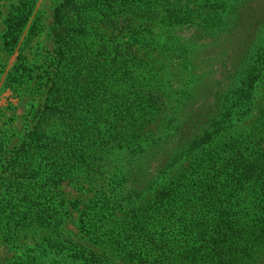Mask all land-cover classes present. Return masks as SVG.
I'll return each mask as SVG.
<instances>
[{
	"label": "trees",
	"instance_id": "trees-1",
	"mask_svg": "<svg viewBox=\"0 0 264 264\" xmlns=\"http://www.w3.org/2000/svg\"><path fill=\"white\" fill-rule=\"evenodd\" d=\"M36 1L9 2L2 35L6 50L17 43ZM226 1L61 0L54 8L53 48L37 66L39 73H29L38 79L34 86L40 95L33 124L0 164V235L13 209L23 213L12 205L9 194L23 195L25 214L14 220L19 223L14 226L29 220L33 232L51 231L67 209L61 191L65 181L82 167L97 174L101 171L95 168L111 165L116 173L108 179L111 196L102 195L80 220L93 251L69 249L59 236L49 233L29 254L6 264H117V258L134 264L264 261V129L240 140L231 125L235 111L245 106L252 92V77L261 76L264 67V20L258 21L264 18V5L234 0L243 3L244 12L232 18ZM122 6L131 16L127 18L131 26L132 17L138 15L140 21L138 29H129L128 38L143 32L162 56L181 58L178 69L194 84L179 96L182 105L191 95L205 102V96L212 98L205 107L188 110L190 118H201L190 135L177 133L181 126L171 122L162 138L149 143L140 138L134 109L156 116L158 97L147 87V76L138 74L142 82L132 75L124 77L128 69V74L139 69L143 58L131 45H119L123 29L114 24ZM90 14L98 17L95 27L90 25ZM99 26L110 33L90 31ZM188 29L194 31L192 37L179 33ZM222 29L224 40L217 43L227 52L223 60L235 66L230 73L232 84L213 94L208 92L209 80L204 85L206 76L197 73L208 60L196 39H216ZM207 124L210 127L203 131ZM171 134L176 139L166 141ZM210 136L218 138L216 145L200 148ZM107 153L119 159L111 163ZM121 158L126 165L122 166ZM180 159L187 162L185 173L173 177L172 187H158L166 168ZM147 193L152 194L148 204L137 208L142 213L124 218L121 241H128L131 248L124 249L116 240L113 246L109 230L100 229L106 226L105 215L116 216L117 202L129 206Z\"/></svg>",
	"mask_w": 264,
	"mask_h": 264
},
{
	"label": "rangeland",
	"instance_id": "rangeland-1",
	"mask_svg": "<svg viewBox=\"0 0 264 264\" xmlns=\"http://www.w3.org/2000/svg\"><path fill=\"white\" fill-rule=\"evenodd\" d=\"M10 1L11 0H0V164L8 159L10 148L20 142L22 133L25 130L27 131L33 124V110L39 103L40 95L39 90L34 86V82L38 79L33 80L29 77V73L30 71H32V75H37L39 73L36 69L37 66L43 62L47 52L53 48L50 26L52 23L53 10L61 0H37L27 24L19 35L17 43L12 49L6 50L3 47L2 35L5 31L4 20ZM226 3H228L226 6L231 10L232 18L240 12H244L242 2H240L242 4L238 5L234 0H227L224 4ZM256 4L264 5V0H252L251 5L255 6ZM210 7L212 8L211 10L214 9L212 5H210ZM119 15L117 19L118 23L114 24L123 29V34L118 37L120 38L119 45L121 47L131 45V48L138 51L143 58L142 66L139 69H133L131 74H128V69L124 77L132 75V77H136V79L142 82L138 74L147 76L149 78L147 87L154 89V95L158 97V104H155L158 110L156 116H153V114L150 115L148 112L141 115L139 109H134L135 113H138L135 115V120L140 129V138H146V140L143 139V143L149 140L156 141L162 138L165 129L169 127V123L171 125V122L173 126H181V130L177 131V133L182 131L184 134L190 135L197 129L201 118L198 116L190 118L188 110L191 109V107L195 108L197 106L203 108L207 104H210L212 98L209 95L205 96L207 100V102H205L203 99L191 95L183 106L179 96L182 95L183 90L188 89L189 91L191 90V86L194 88V84H192L190 80L189 83L187 82L188 77L183 70L179 71L178 68L181 63V58L178 55L166 58L162 56L157 52L155 44L143 38V32L138 38H128L130 35L129 29L136 30L139 28L138 25H140V21L138 15L132 17V26L127 20V18L131 16L127 13L125 7L122 6ZM89 19L92 27L98 25V17L95 14H90ZM197 20V18L194 19V21ZM263 20L264 18L258 21L263 22ZM90 31L92 33H104L106 35L110 33V30L106 31L103 26L90 28ZM223 31L224 29L221 30V36L216 39H209L201 36H198L196 39V42L202 45L201 50L205 55L207 54L206 58L208 60L207 65L204 64L197 73L198 76H206L204 85H207V80H209L207 86L211 85L212 88L208 87V92L213 94H217L221 89L232 84L230 83V73L235 66V64H231L229 61L226 63L225 60H223V58L226 59L227 52L217 43L224 40L222 35ZM175 33H177V31H174V34ZM179 33L188 38L194 35L192 29L179 31ZM213 39L215 40L213 41ZM207 60L205 62H207ZM251 83L252 92L245 106L240 111H235L236 114L231 123L234 133L237 134L235 136H239L240 138L238 139L240 140L249 137L255 132L260 133L264 129V123L262 124L264 114V67L261 76L256 77L254 75ZM204 115L206 114L203 113V116ZM214 115H216L217 119L218 113ZM209 127V124H207L203 131L208 130ZM169 136L170 137L164 139L166 141L176 139V135L174 134ZM217 140L218 138L215 136H210L209 138L205 137L204 142L199 147L209 149L212 145H216ZM117 151L120 152L123 151V149ZM105 158L111 163H115L119 159L118 157L115 159L108 153ZM182 159L173 164L171 163V165L166 168L157 182L158 187L165 189L172 187L169 186V183L173 181V177H176L180 173H185L183 169L187 166V162L182 161ZM120 163L124 166L126 165V160H122L121 158ZM83 168L84 167L81 168V171L74 173L62 184L61 191L67 201V209L66 212L64 210L62 218L51 231L44 230V232H42V230H38L33 232V227L28 224L29 220L20 222L24 223L20 226H14V220L18 216L22 217L20 214H25V209L22 208L23 201L21 199L23 195H19L18 192L9 194V200L12 202V205L22 209L23 213H19L18 210L13 209L11 216L7 215L8 217H12V219L4 226V234L0 235V264H6L14 257H23V254H29L31 252L30 248H33L41 237L49 233L54 236H59L60 241L65 243L69 249L73 250L74 248H78L79 251H82L81 249L84 248V253L93 251V243L89 240V235L82 230L80 220L84 217L83 213L88 212V208H92L95 204H98L99 198L102 195L111 196L108 190V179L116 172L111 165H103L102 167L95 168L101 171L97 174H89V171L87 169L82 170ZM119 177L121 178V174L117 175V181ZM21 179L22 178H20V180ZM21 189H25V187ZM151 195L152 194L147 193L129 206H126L123 202H117L115 204L119 205L116 211L117 215H105L107 218L106 226L100 229L101 231L109 230L107 233L112 236L110 243L114 241V243H112L113 246L116 245V240L118 242L120 241L119 245H123L124 249H126V247H128L127 249L131 248V244H129L128 241H121L125 236L123 229L126 220H124V218L133 214L139 216L142 212L137 210V208L140 205L144 206L148 204L146 201ZM152 203L153 201L150 204L152 205ZM72 204L75 206L72 207ZM4 215H6V213H4ZM132 222H134V220H132ZM16 224L19 225V223ZM14 238L17 241L12 243ZM123 253L120 254V256L123 255ZM114 261L117 264H134L128 262V260L124 258H117ZM260 263L264 264V261Z\"/></svg>",
	"mask_w": 264,
	"mask_h": 264
}]
</instances>
